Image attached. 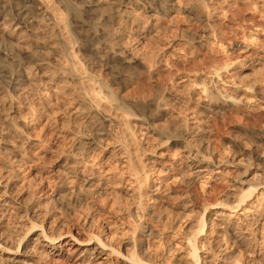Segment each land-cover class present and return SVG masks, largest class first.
Returning a JSON list of instances; mask_svg holds the SVG:
<instances>
[{
  "label": "bare ground",
  "instance_id": "bare-ground-1",
  "mask_svg": "<svg viewBox=\"0 0 264 264\" xmlns=\"http://www.w3.org/2000/svg\"><path fill=\"white\" fill-rule=\"evenodd\" d=\"M226 1L191 0L187 7L182 8V16L210 30L208 33L204 31L205 36H189L190 42L201 46L209 38H215L213 20H216L215 16L221 12ZM177 2L0 0V105L12 106L13 98L27 86L38 84L44 87L50 84L51 88L56 84L49 90V96H69L71 126L78 127L75 132L71 128L68 133L70 150L58 152L60 159L55 169L50 171L57 178L56 201L60 198L59 204L66 207L71 202L85 201L86 197L113 195L117 199V202L114 199L107 206L95 204L92 214L99 216L97 220L100 219L101 223L97 232H89L90 228L93 229L94 219L86 223L87 229L80 226L73 228V232L84 236L81 240L75 238L71 231L55 232L50 230V226L36 223L39 214L27 207L28 204L17 202L13 193L25 182L23 167L30 161L31 151L37 144L28 135L29 121L23 117L17 120V108L10 111V114L0 118V264H46L47 260H59L64 254L69 264H159L161 262L156 263L153 254L159 233L150 225L145 226L144 221L146 216L151 215L153 205L159 203L160 197L168 191L170 182L183 187L197 184L202 189V196L207 189L211 192V196L200 204L201 207L195 205L199 195L191 193L181 195L182 199L173 207L179 212V216L172 219L173 224L182 225V230L172 236L179 235L171 246V249L178 248L175 264H230L228 242L246 247L257 240L258 236L248 232L247 226L255 221L259 228L264 227V174L254 181L252 177L248 178L247 172L242 178L238 176L237 186L231 187L228 192H216V188L209 183L223 182L228 177L225 167L230 162L228 158L218 160L220 157H215L216 151L210 149L204 125L208 117L203 116L207 113L216 116L225 111L237 113L249 110L259 114L264 111V75L260 73L264 68V50L252 51L251 44L243 40L229 50L246 54V63L242 66L196 67V73L177 77L173 81L170 79L171 86L160 87L151 98L126 100L113 90L115 85L127 86L135 75H154L153 66L161 65V58L152 55L149 65H145L142 56L135 57L131 50L118 44L127 23H137L136 38L140 40L152 34L163 20L171 25L178 9ZM135 12L142 14L144 23L140 24L138 17L133 18ZM93 13L98 16L96 21L88 20ZM44 21L50 24L48 34L54 38L48 51L51 58L37 55V48L40 47L37 33ZM75 30L82 42L80 50L88 56L87 61H79L81 64L78 62L80 58L70 52L65 40L67 37L76 44L78 37ZM253 35L249 34L246 39L256 41ZM174 39L171 42L173 51L177 45L189 43L181 37ZM214 43L224 48L223 43ZM59 55L69 60L66 59L69 62L66 67L59 66L55 59ZM99 69L106 72L108 81L97 74ZM96 85L99 88L94 91ZM176 85L187 87V96L175 91ZM192 101L195 102L193 107L190 105ZM182 102H186L185 116L172 115L171 105ZM131 120L139 123V127H147L158 141V150L164 149V152H156L155 156L150 154L153 157L150 167L140 161V148L132 147L137 139L132 134L135 124L131 125ZM263 125L243 129L242 132L252 136L255 147L264 149ZM120 128L125 133L124 141H114V148L121 150L123 157L120 164H127L129 169L128 173L117 175L100 170V164L89 161V153L101 149L102 142L112 135V129ZM234 140L231 143L241 151L248 149H241L238 141ZM250 154L264 166L259 154L255 151ZM115 156L111 150L107 158ZM232 164L236 168L246 166L240 161ZM150 175H155V180L150 182ZM120 200L131 203L121 208L117 204L121 203ZM11 209L17 210V221L12 225L4 224L5 216ZM117 213L122 217L114 218ZM163 217L166 219L169 216L166 214ZM115 229L120 230L116 232ZM114 239H119V243L114 244ZM256 263L257 260L252 261V264Z\"/></svg>",
  "mask_w": 264,
  "mask_h": 264
},
{
  "label": "rangeland",
  "instance_id": "rangeland-1",
  "mask_svg": "<svg viewBox=\"0 0 264 264\" xmlns=\"http://www.w3.org/2000/svg\"><path fill=\"white\" fill-rule=\"evenodd\" d=\"M177 1L178 9L174 14L176 16L174 17L175 19L173 18L171 25L166 20L161 21L158 26L156 25L155 31L148 35L150 37L146 36L139 40L136 38L137 31H135V26H137V23L135 22L132 24L131 21L127 23L126 28L124 29V31H126L123 33V36L121 40H119L118 44L124 47V49H128V51L131 50L130 52L135 57L139 56L141 58L142 56V62L145 65H149V62H151L149 61V58L151 57L150 55L155 56V58L157 56V58H161V65L159 67L153 66L154 69L152 70V74L154 75L149 76L147 73H142L137 76H133L131 80L127 82V86H112L114 88L112 89L119 93V95L124 99L136 100L140 98H151L153 97L154 92L160 87L165 88L171 86L173 79L182 76L185 77V75H193V73H196V67L212 68L220 67L224 64H231L236 67L242 66L246 63L244 59L246 54L240 51L229 52V50L233 46L241 43L243 40H245L243 42L246 44H251L250 47L253 48L252 51L264 50V0H227V3L221 7V12H218V14L215 16L214 19L216 20H213L214 24L212 25H215V29H213L217 35L216 36L214 34L216 40H214L215 38H209L213 40L208 39L209 41L206 40V43H203L204 45L201 46L196 45L194 42H190L189 36L197 34L205 36L204 33H208L210 30L205 29L200 23H195V21L192 19H186L180 13L182 8L187 7L191 0ZM133 16V18H139L140 24L144 23L145 18L142 17L141 13L135 12ZM97 18L98 16L96 13H93V15L90 14L87 19L96 21ZM132 22H134L133 19ZM39 27L40 31L37 33V37H39L38 43H40V47L37 48V55L40 58H51L52 55L50 56L48 51L49 47H51L54 43V38L48 34L50 24L47 21H44V23L41 22ZM75 32L77 36V31L75 30ZM249 34H254L253 36L257 38L256 41L254 40L255 42H251L249 41L250 39H246ZM62 36L65 38V33H63ZM179 37H181L185 42L189 41V43L184 46L177 45L174 51L171 50L173 49L171 44L175 40L174 38L177 39ZM66 38L65 40L70 52L72 51V53L76 55L77 58H80L78 59V62L81 61L83 63V61H87V53L80 50V44L82 43L81 39L78 37L75 44L73 41ZM218 38L221 40L217 41ZM215 41L220 44L223 43L222 45L224 48L218 47L217 44L214 43ZM71 56L72 55H70V57ZM64 58L65 56L63 57L62 55H59L57 58H55L58 60L57 62L61 67H63V65L66 67L69 64V60L66 58L68 60L67 61ZM260 73L264 75V68L262 71H260ZM97 74L101 75L106 81L109 80V77L103 70L99 69ZM48 85L44 87L38 84L27 86L18 96L13 98V108L11 105L10 107L9 104H5V106L0 105V118L1 116H7L11 113L10 111L16 110L17 108L19 112L18 116H16L18 117L17 120L25 118L27 121H29L28 135L30 134L31 138L34 139L37 144L35 150L31 151L32 157L29 159L30 161L28 160V164H25V167H23V174L25 177V182L23 183L24 185L22 184L21 186H18L15 189L13 195L17 202L24 204L26 203L25 205L28 204L27 207L36 211L37 215L39 214V219H35L36 223H42L45 226L47 225V227L50 226V230L52 229L51 231L55 232L59 230L62 232L71 231L75 238L81 240L84 236L73 232V228L80 226L87 229L86 223L94 219L93 222L95 224L93 223L94 226L92 225L93 229L90 228V231H88L97 232L100 229L99 226H101V223L100 219L97 220L99 216H94V214H92L94 206L95 204H106L105 206H107V204L110 205L114 201L115 196H96L95 198L86 197L85 201L78 203L71 202L68 204V206L66 205V207L65 205L61 206L59 204L58 200L60 198L56 201V191L58 187L57 178L56 175L52 176L50 171L55 169L56 163L60 159L58 157L59 153H63L65 151L68 152L70 150L69 147H71V138L68 133H70L71 128H73V130L75 129V132L78 127L76 126L75 128L74 125L71 126L72 123L68 113L70 103L69 96H49V90L53 87H56V84L55 86L53 84L51 88L50 84ZM98 88L99 87L96 85V87H94V91H97ZM88 90L93 91V89ZM176 90L178 93H183L182 96H187V87H182L181 85L180 88V85H176L175 91ZM182 103H174L171 105L172 111L170 112L172 115L174 114L175 116V114H179V117L182 118L185 116L187 113L185 111L186 102L183 104ZM192 103L195 102H190L191 107L194 105ZM203 117H208L204 125L207 127L206 142L209 144L210 149H214V152L216 151L214 154L216 155L215 157H220L218 160H226V158H228L227 161L230 162L227 163V166L225 167V175L228 176L225 178V182L213 181L209 183V185L213 188H216V192L222 194L224 192H228L231 187L237 186L239 178H242V175H245L247 172L249 174L248 178L252 177L251 179L254 181L260 179V177H262L264 174V166L259 163V161L254 156H252L250 152L255 151L257 155H260H258L260 159L264 161V149L260 146L255 147V140H253L252 136L247 132H242V130H249L262 126L264 124V111L262 110L261 114H259V112L249 110H243L237 113L225 111L222 114L216 116L207 113V116L204 115ZM130 123L131 125L135 124L132 127V134L134 133L133 136L135 139H137V143L133 144V146L132 144L130 145L132 147L138 146L140 148L138 153L140 161L143 164H146L147 167H150L149 164L153 158L152 156H155L160 151L158 150L159 148L157 146L158 141L154 136H152L150 130L147 127H139L140 124L135 120H131ZM122 132L124 133L121 128L118 130L112 129V135L102 142V147L100 146L101 149L98 148L89 153V161L97 165L100 164V170H108V173L113 172L117 175L120 173H128V165L120 164L123 157L121 156V150L114 148V141H124L123 139L125 137V133L123 134ZM127 138H129L128 133ZM233 140L236 142L238 141L237 144L240 145L241 149H248H246L244 152L241 151L231 143ZM111 150L112 153H115V158H107V155L109 156V152ZM163 150L160 152H164ZM238 150H240V152ZM150 154L152 156H150ZM236 161L246 164L244 167L245 169L243 167L236 168L232 164V162ZM238 176L240 177L238 178ZM155 178V175H150V182L155 180ZM227 179L229 181H227ZM192 187H183L177 184L175 185L171 182L168 183V191L165 192L163 197H160L159 203L153 205L151 209L152 212L150 216L152 217L150 218V216H146L145 218L144 225L148 227L150 225V227L159 233L158 241L156 244H154V246H156L154 250L155 252L153 251L155 256L154 259L156 258V263H159L160 261L161 263L159 264H175V256L177 257L178 255L176 254L178 253V248L171 249V246L172 243L177 241V237H179V235L174 237L172 236L174 235L173 233H179L182 230V225L180 224L181 226H179L173 224V220L179 216V212L173 209V207L175 206L176 202L182 199L181 195H184L185 193L199 195V199L195 204L197 207H201L203 204L202 202L211 196L209 189H207V193L202 196V189L199 187V185L195 184ZM116 196L121 197L118 194ZM92 200L95 201L93 202ZM115 200L117 202V199ZM120 201L121 203L117 204H119L118 206L121 208H123V206L126 208V206L128 207L127 204L131 203L130 201ZM14 210L15 209H11L9 213H7L8 215L5 216L6 219L4 224L12 225L17 221V210ZM166 214L169 216L166 217L167 221L165 217H163ZM113 217L119 219L122 216L117 213L114 214ZM31 223L35 222L32 221ZM247 228L248 232H250L252 235L255 233L258 238L257 240L253 239L254 241L251 240L252 242L246 247L239 246L237 244L232 245L230 242H228V246L230 245V264H250V262L252 264L253 260H257L256 264H264V227L259 228L255 221H251ZM119 230L120 229H115L116 232ZM104 231H106V228H104ZM114 241V244H118L120 240L114 239ZM206 248L207 246L201 251L205 250ZM66 258L67 256L64 254L63 258H60L59 260H47L46 264H69V260Z\"/></svg>",
  "mask_w": 264,
  "mask_h": 264
}]
</instances>
